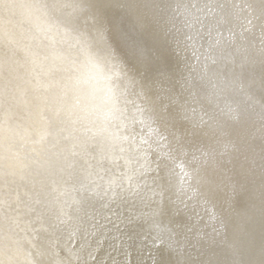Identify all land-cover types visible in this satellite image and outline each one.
Here are the masks:
<instances>
[{"label": "bare ground", "instance_id": "6f19581e", "mask_svg": "<svg viewBox=\"0 0 264 264\" xmlns=\"http://www.w3.org/2000/svg\"><path fill=\"white\" fill-rule=\"evenodd\" d=\"M8 2L14 5L13 9L0 11V250H3L0 260L32 264L40 259L45 264H56L64 253L56 242L54 225L67 221L75 212L81 186L99 185L118 191L121 182L127 185L129 177L136 182L138 176L147 193L155 187L153 178L161 174L153 169L166 159L170 149L163 141L154 142L156 137L151 131L154 125L132 108L127 124L134 128L132 139L137 149L134 160L129 162L117 150L109 152L111 170L97 167L94 157L98 158L102 147L106 148L102 137L112 119V80L121 75L118 62L105 68L79 36L33 9L21 7L35 0ZM207 2L206 8L198 4L203 8L201 13L193 7L197 0H173L168 25L171 33L178 28L193 34L198 29L200 33L195 42L186 41L175 52L179 64L175 93L182 104L189 99L182 87L183 80L191 78L202 84L206 98L201 104L190 103L189 108H196L197 116L205 120L208 119L205 112H214L226 120L229 109L252 105L251 148L248 155L233 157L234 163L229 165L231 184L222 194L228 203L215 209L180 187L182 169L188 167L191 156L169 161L171 186L164 195L168 212L151 219L153 224L173 232L201 231L215 237V252L221 257L222 241L235 237L251 264H260L264 260L258 249L264 220V165L260 155L259 87L257 83L253 103L239 86L221 91L201 80L207 62L205 50L209 44H215L216 38L215 33L210 38L207 27L202 28L197 19L206 25L210 17L204 13L215 16L219 12L216 0ZM228 29L251 42L258 53L260 34L249 27L242 15L221 29L222 35ZM172 45L175 49L174 42ZM254 68L258 82V60ZM128 91L131 93V86ZM130 99L134 97L130 95ZM209 146L217 147L214 141H209L202 150H208ZM32 167L36 169L33 171ZM112 208L115 210V205ZM143 211L147 213L149 209L144 207ZM213 211L230 223V228L220 235L214 231L219 227L218 221L210 219ZM104 215L114 219L112 211L106 210ZM100 223L111 226L104 219ZM155 234L152 228L149 246L153 251L160 247L152 244ZM191 251L195 255L200 249Z\"/></svg>", "mask_w": 264, "mask_h": 264}, {"label": "snow or ice", "instance_id": "6c2138e0", "mask_svg": "<svg viewBox=\"0 0 264 264\" xmlns=\"http://www.w3.org/2000/svg\"><path fill=\"white\" fill-rule=\"evenodd\" d=\"M178 2V0H177ZM226 0H216L219 9L217 15L204 13L210 18L207 24L197 19L201 27H207V35L211 38L215 33V44H209L205 50L206 63L203 67L201 80H206L214 88L223 91L225 89L239 86L241 91L249 100L255 102L254 90L259 87L260 92V137H261V161L264 165V3L260 6L259 28H260V48L258 53L251 42H245L243 38H238L232 29H228L226 34L221 33V29L231 25L234 18V9L225 7ZM236 0H233V4ZM247 4L249 0H241ZM82 0H65L60 7L77 9L81 6ZM202 3L204 8L208 7L207 0H197L193 7L203 13V8L198 7ZM173 0H165V8L172 7ZM93 23L95 19L93 18ZM252 23L251 20L248 21ZM191 27V25H189ZM200 35L199 30L195 33H185L182 29H177L176 33H171V41L174 42L175 52H179L181 46L186 41H196ZM97 39L104 41L105 34L102 28H97ZM132 55L136 62L144 67L149 76L138 79L137 75H125V83L128 88L131 86L133 109L141 117L145 118L154 127L156 141H163L170 151L165 154L166 159L160 161L156 169L161 173L153 178L155 187L144 192V185L140 182H133L129 177V193L139 196L142 205L140 211L144 215L155 218L162 214L166 207L164 195L171 186L172 169L169 161H175L179 157L191 156V161L183 170L181 177V189L190 190L194 195L199 196L205 205H211L215 209L218 205L223 207L228 203L225 193L230 187L231 176L230 163H234L233 157L236 155H248L251 148V138L254 133L251 130L252 105L244 104L236 109H229L227 119L222 120L214 112H205L207 120L203 116H197L196 108H189V104H201L204 96L202 84L191 78L183 80L182 87L188 93L189 99L184 103H179L175 93L176 73L171 71L164 64H155L149 54L140 45H134ZM178 58V57H177ZM259 61V80L257 82L254 66ZM117 67L121 70V65L117 61ZM146 79L147 83L143 82ZM135 120L136 117L133 116ZM209 141H214L217 147L209 146L208 150H202ZM200 147H197V146ZM199 151V155L196 152ZM186 178V179H185ZM109 189H105L108 191ZM80 199L91 201L96 196V188L87 185L79 189ZM143 193V195H142ZM150 193V195H149ZM115 194V193H113ZM159 197V199H156ZM78 201V202H79ZM111 201L106 202L103 207L112 211ZM147 207L146 213L143 208ZM113 214H115L113 212ZM264 216V211H262ZM210 219L218 221L219 227L214 231L220 235L230 228V223L226 217H218L216 212H211ZM179 227V226H178ZM155 236L152 244H159L157 249L161 255V264H247V262L236 259L238 255L237 242L235 237L222 241L224 248L223 257L215 252L213 245L217 241L215 237L201 231H176L162 228L158 224H153ZM262 237H264V220L261 222ZM199 248L201 253L208 258L204 260H194L191 258V250ZM225 249L231 253V258L226 254ZM169 253H174L179 259L171 260L167 257ZM264 264V260L260 262Z\"/></svg>", "mask_w": 264, "mask_h": 264}, {"label": "clouds", "instance_id": "9594fccd", "mask_svg": "<svg viewBox=\"0 0 264 264\" xmlns=\"http://www.w3.org/2000/svg\"><path fill=\"white\" fill-rule=\"evenodd\" d=\"M64 2L65 0H35L34 3L21 7L33 9L57 26L79 36L105 68L115 61H119L122 66L121 75L112 80V119L107 123V132L102 137L106 148L102 147L98 158L94 157L97 167L111 170L109 152L116 153L119 150L131 162L137 150L132 139L134 128L127 124L133 105L125 75H137L141 79L147 78L149 73L133 57V46H142L153 63H162L175 73L178 71L179 64L168 27L172 7L166 9L165 0H82L79 8L71 9L59 6ZM262 3L264 0H249L247 4L241 0H236L234 4L233 0H226L225 7L234 9V17L242 15L247 22L251 20L249 27L260 34L258 17ZM13 7L8 0H0V11L9 12ZM97 28L104 30L103 42L97 39ZM143 82L147 83V80L144 79ZM136 179L139 182L138 176ZM117 187L118 191L111 187L105 191L97 185L93 200L79 201L75 212L67 221L54 225L56 242L64 253L56 264H161L160 252L153 251L149 246L153 222L150 216L141 213L139 196L126 190L128 184L121 182ZM109 201L114 219L104 215L106 209L103 205ZM167 212L168 208L165 207L161 215H166ZM101 219L111 226L101 224ZM215 246L213 245L214 248ZM237 249L236 259L251 264L238 244ZM258 249L264 255L262 236ZM225 252L231 258L227 249ZM168 255L173 261L179 259L174 253ZM191 258L204 260L208 257L200 250L195 255L191 251ZM0 264L11 262L0 260ZM32 264L45 262L36 259Z\"/></svg>", "mask_w": 264, "mask_h": 264}, {"label": "rangeland", "instance_id": "374dc122", "mask_svg": "<svg viewBox=\"0 0 264 264\" xmlns=\"http://www.w3.org/2000/svg\"><path fill=\"white\" fill-rule=\"evenodd\" d=\"M240 157H241V156H240ZM240 157H239V158H240ZM32 169H33V171H34V169H36V168H35V167H32ZM35 176H36V174H33V175H32V178L34 179V177H35ZM48 185H49V184H47V186H46V187H48ZM252 186H253V185H252ZM248 188H251V185H249V187H248ZM37 190H40V189H37ZM38 194H39V196H40V195H42V194H40V192H39V191H38ZM42 208H43V207H42Z\"/></svg>", "mask_w": 264, "mask_h": 264}]
</instances>
